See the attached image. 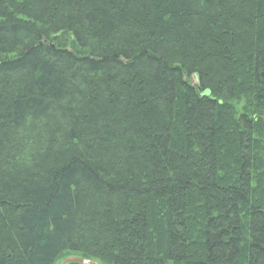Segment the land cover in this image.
<instances>
[{
    "label": "trees",
    "instance_id": "trees-1",
    "mask_svg": "<svg viewBox=\"0 0 264 264\" xmlns=\"http://www.w3.org/2000/svg\"><path fill=\"white\" fill-rule=\"evenodd\" d=\"M67 257L264 264V0H0V264Z\"/></svg>",
    "mask_w": 264,
    "mask_h": 264
},
{
    "label": "water",
    "instance_id": "water-1",
    "mask_svg": "<svg viewBox=\"0 0 264 264\" xmlns=\"http://www.w3.org/2000/svg\"><path fill=\"white\" fill-rule=\"evenodd\" d=\"M92 264L90 262H87L85 260L79 259V258H69L67 260H65L64 264Z\"/></svg>",
    "mask_w": 264,
    "mask_h": 264
},
{
    "label": "rangeland",
    "instance_id": "rangeland-1",
    "mask_svg": "<svg viewBox=\"0 0 264 264\" xmlns=\"http://www.w3.org/2000/svg\"><path fill=\"white\" fill-rule=\"evenodd\" d=\"M193 84H195L197 81L193 78L192 80H190ZM243 106V103H241L240 105H237V109H239L241 111V108ZM72 258V257H67L66 259L61 260L58 264H64L65 260ZM94 264V263H92Z\"/></svg>",
    "mask_w": 264,
    "mask_h": 264
}]
</instances>
